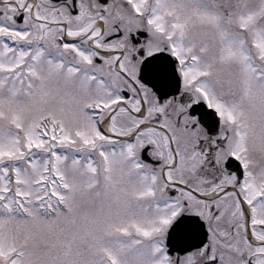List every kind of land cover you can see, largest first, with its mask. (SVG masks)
Masks as SVG:
<instances>
[{"label": "snow or ice", "instance_id": "snow-or-ice-1", "mask_svg": "<svg viewBox=\"0 0 264 264\" xmlns=\"http://www.w3.org/2000/svg\"><path fill=\"white\" fill-rule=\"evenodd\" d=\"M0 264H264V0H0Z\"/></svg>", "mask_w": 264, "mask_h": 264}]
</instances>
